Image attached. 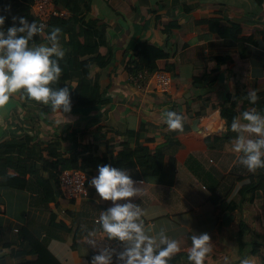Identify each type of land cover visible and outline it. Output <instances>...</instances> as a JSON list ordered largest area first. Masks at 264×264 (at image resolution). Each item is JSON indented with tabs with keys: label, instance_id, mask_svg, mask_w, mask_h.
<instances>
[{
	"label": "crops",
	"instance_id": "0c3cea01",
	"mask_svg": "<svg viewBox=\"0 0 264 264\" xmlns=\"http://www.w3.org/2000/svg\"><path fill=\"white\" fill-rule=\"evenodd\" d=\"M90 2L91 18L107 24V40L114 53L108 66L93 67V74H101L102 101L72 107L65 115L59 110L47 113L18 91L0 106V142L29 133L45 146L58 137L61 145L57 150L68 156L75 138L97 146L94 154L99 156L109 150L111 137H115L116 149L123 147L125 139L116 132L131 129L141 131L142 140H150L154 148L174 131L167 127L163 113L176 108L186 118L187 128L176 133L178 144L167 149L176 158L175 169L171 171L165 164L161 173L144 174L138 167H127L133 178L142 182V194L134 199L145 212L146 227L164 229L182 242V250L170 264H190L186 250L192 231H206L212 239V252L205 264H240L244 258L251 264H264L258 262L261 257L251 258L250 253V242L264 243V182L242 204L251 227L248 233L241 235L240 222L223 208L230 200L240 199L239 190L250 181L252 171L239 162L232 147L237 134L228 125L229 115L221 114L228 96L235 100L251 90L264 93V2ZM210 18H218L221 26L240 25L244 36L255 35L257 44L246 43L249 55H241L238 47L227 45L212 31L207 23ZM172 21L179 27L168 36L164 24ZM145 41L170 52L169 57L156 61L158 68H168L174 75L172 90L166 94L155 91L153 85L138 88L129 81L131 73L126 66L135 46ZM107 50L108 46L100 48L101 54ZM255 107L264 111V104ZM211 116L215 119L207 122ZM44 155L49 161L56 160L47 151ZM97 173L95 170L91 177ZM49 183L46 197L34 196L32 186L0 187V257L5 264H90L93 251L82 241L83 235L98 227L95 221L111 201L97 202L95 188L89 183L88 195L75 200L63 196L57 180ZM213 195L221 198L220 207L210 203ZM22 240L34 251L13 254Z\"/></svg>",
	"mask_w": 264,
	"mask_h": 264
},
{
	"label": "trees",
	"instance_id": "16d2710c",
	"mask_svg": "<svg viewBox=\"0 0 264 264\" xmlns=\"http://www.w3.org/2000/svg\"><path fill=\"white\" fill-rule=\"evenodd\" d=\"M33 0H0V7L11 5L10 10L3 13L8 16L4 28L11 23V16H25L29 21L34 20L32 13ZM60 6L67 8L71 16L68 18L53 17L47 25L45 33L41 32L33 37L37 44L48 43L47 35L53 26L59 27L60 44L65 49V56L59 60L62 67L60 79L54 82V87L63 86L64 83L75 85L71 89L72 107L89 106L98 104L103 98V89L101 85L100 72L93 74V67L104 68L108 66L113 59V47L108 44L107 24L93 19L90 16L92 10L90 0H55ZM261 3L264 0H259ZM212 31L221 35L227 45L239 48L241 55L247 56L250 51L246 43L257 44L255 35L244 36L242 28L238 24L220 25L218 18L207 20ZM164 31L171 36L173 30L179 27L177 21L164 24ZM264 36V31L261 30ZM32 43V41H30ZM101 46H108L106 54H101ZM170 52L165 51L149 42H140L135 46L133 57L130 58L126 69L131 74H136L140 70L147 68L150 71L158 69L156 61L167 58ZM168 69V68H167ZM169 70V69H168ZM71 87V85H70ZM25 97L28 98L27 94ZM258 99L255 106L264 104V93L257 94ZM41 107L42 111L51 113L54 110L50 105L30 99ZM253 106L247 98V92L241 93L239 98L232 100L230 96L224 101L221 108V114L229 115L228 125L230 126L234 116L242 113L248 107ZM179 112L176 108H172ZM181 113V112H180ZM215 119L211 116L207 119L210 122ZM187 124H184V128ZM180 130H174L167 140L157 144L154 148L149 145L148 139L142 140L141 131L128 129L125 132L117 131L118 135L124 137L123 147L116 149L115 137L108 139V148L106 154L96 156L94 150L97 146L78 142L72 139L74 146L71 148L68 156L57 150L61 145L60 138L56 137L51 143L43 145L41 141H36L34 136L25 133L22 137L7 139L0 142V187L26 188L33 187V195L43 194L44 197L50 190V179H59V174L65 168H81L88 173V180L97 169L98 164L111 163L117 167H138V171L144 174L161 173L165 164L171 171L176 167V158L167 153V149L176 143V133ZM47 155L55 157L56 160L49 161L45 158ZM264 182V168H258L250 174V181L245 183L239 190L240 199L230 200L223 208L233 213L240 222V234L248 233L251 230L246 221L242 204L251 194L257 192ZM210 203L220 207L221 198L213 195L209 198ZM56 218L53 217L55 222ZM57 224L61 225L60 222ZM56 224V225H57ZM205 231V229H204ZM2 242L0 236V243ZM8 244V243H4ZM251 244V258L261 256L264 261V253L261 248L263 242L253 241ZM29 243L22 240L18 248L13 250V254L18 255L26 252H33ZM185 263V262H181ZM0 264H5L4 257H0ZM189 264V263H187ZM236 264V263H232ZM252 264H258L256 261Z\"/></svg>",
	"mask_w": 264,
	"mask_h": 264
},
{
	"label": "clouds",
	"instance_id": "9594fccd",
	"mask_svg": "<svg viewBox=\"0 0 264 264\" xmlns=\"http://www.w3.org/2000/svg\"><path fill=\"white\" fill-rule=\"evenodd\" d=\"M10 7V4L0 7V106L6 105L19 91L50 105L54 111L64 115L71 112V89L75 85L53 86L62 73L59 60L65 56L60 44L61 29L53 26L47 35L48 43L37 44L33 37L44 27L37 20L12 15V23L4 28L8 16L3 13ZM247 98L253 107L234 116L230 129L237 134L232 147L239 154V162L249 171H255L264 168V111L255 107L258 99L255 90L249 91ZM163 115L170 130H183L186 119L183 113L169 109ZM97 169L98 173L88 183L95 188L97 202L111 203L100 211L95 221L98 227L88 229L83 235L86 245L98 249L90 264H170L171 258L182 250V242L164 229L154 231L146 227L145 212L134 199L142 194V182L135 180L127 168L111 163L98 164ZM101 240L105 242L101 244ZM190 240L187 260L190 264H205L212 252L209 233L192 231ZM240 264L251 261L244 258Z\"/></svg>",
	"mask_w": 264,
	"mask_h": 264
},
{
	"label": "built area",
	"instance_id": "2783aa9c",
	"mask_svg": "<svg viewBox=\"0 0 264 264\" xmlns=\"http://www.w3.org/2000/svg\"><path fill=\"white\" fill-rule=\"evenodd\" d=\"M32 13L34 20L44 26L43 33L53 17L68 18L71 16L70 11L58 5L55 0H33ZM129 81L138 88H147V86L153 85L155 91L166 94L172 90L174 75L166 68H158L154 71L145 68L136 74H131ZM58 189L69 200L86 197L88 195V173L81 168L62 169L59 174ZM104 242V240L100 241L101 244ZM111 243L115 245L114 242ZM90 247L93 254L98 251V249Z\"/></svg>",
	"mask_w": 264,
	"mask_h": 264
},
{
	"label": "rangeland",
	"instance_id": "374dc122",
	"mask_svg": "<svg viewBox=\"0 0 264 264\" xmlns=\"http://www.w3.org/2000/svg\"><path fill=\"white\" fill-rule=\"evenodd\" d=\"M249 240H250V239H249ZM250 241H251V240H250ZM263 248H264V247H263ZM260 257H261V256H260ZM258 260H259V261H258ZM258 260H257L258 262H263L261 258H260V259H258Z\"/></svg>",
	"mask_w": 264,
	"mask_h": 264
}]
</instances>
